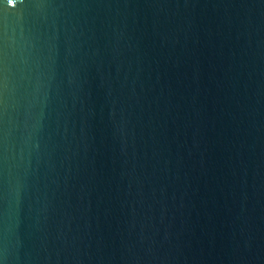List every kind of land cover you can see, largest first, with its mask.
Instances as JSON below:
<instances>
[{"label":"water","instance_id":"95a60500","mask_svg":"<svg viewBox=\"0 0 264 264\" xmlns=\"http://www.w3.org/2000/svg\"><path fill=\"white\" fill-rule=\"evenodd\" d=\"M0 264H264V0H0Z\"/></svg>","mask_w":264,"mask_h":264}]
</instances>
